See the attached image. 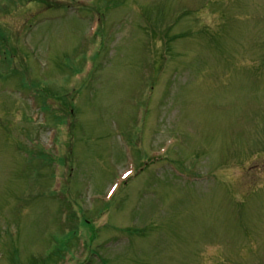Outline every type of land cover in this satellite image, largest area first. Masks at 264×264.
I'll list each match as a JSON object with an SVG mask.
<instances>
[{"label": "rangeland", "instance_id": "obj_1", "mask_svg": "<svg viewBox=\"0 0 264 264\" xmlns=\"http://www.w3.org/2000/svg\"><path fill=\"white\" fill-rule=\"evenodd\" d=\"M0 34V264H264V0H0Z\"/></svg>", "mask_w": 264, "mask_h": 264}, {"label": "trees", "instance_id": "obj_2", "mask_svg": "<svg viewBox=\"0 0 264 264\" xmlns=\"http://www.w3.org/2000/svg\"><path fill=\"white\" fill-rule=\"evenodd\" d=\"M0 35H2V34H0ZM3 53L6 56V61H10L12 53H9L7 50H4ZM12 72L13 71L11 70V73ZM41 152H44V153H41ZM33 154H34V156H46V157H48V155H49V153L46 152L45 148H42V147H39L38 150H33Z\"/></svg>", "mask_w": 264, "mask_h": 264}]
</instances>
